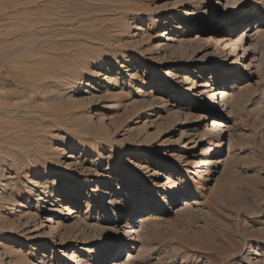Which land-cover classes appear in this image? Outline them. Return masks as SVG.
Here are the masks:
<instances>
[{"label": "rangeland", "instance_id": "rangeland-1", "mask_svg": "<svg viewBox=\"0 0 264 264\" xmlns=\"http://www.w3.org/2000/svg\"><path fill=\"white\" fill-rule=\"evenodd\" d=\"M231 2L0 0V264H109L130 254L135 264H264V36L256 34L264 11H236ZM237 21L250 36L234 52L222 35ZM192 48L197 59L179 69ZM226 76L228 102L220 95L218 104L213 93ZM195 82L208 85L196 91ZM56 95L64 107L84 102L78 109L115 141L83 150L81 136L48 115L42 99ZM23 136L48 173L12 162ZM168 158L171 178L161 179L169 184L153 190L151 174ZM139 166L150 172L120 205V188L89 196L121 172L137 177ZM8 187L21 205L2 201ZM162 202L168 211L158 224L142 226L140 208ZM115 240L125 246L118 257L100 260Z\"/></svg>", "mask_w": 264, "mask_h": 264}, {"label": "bare ground", "instance_id": "bare-ground-1", "mask_svg": "<svg viewBox=\"0 0 264 264\" xmlns=\"http://www.w3.org/2000/svg\"><path fill=\"white\" fill-rule=\"evenodd\" d=\"M256 1H258V0H256ZM142 10L143 9L140 6L139 8H136L135 9V12L136 13H140V12H143ZM252 11L254 13V11L257 12L259 10L252 9ZM149 19H154V20H156V22H160L161 21V18L160 17H149ZM239 22L240 21H237L235 23V27H233L232 29H230L227 32V34H223L222 35L223 40L227 43V45H229L231 47L232 50H234V52L238 49L239 44L242 45L244 43V41H248L249 36H250L249 35L250 34V31L246 29L248 27H246V28L244 27V28H242V30H240L239 32H237V30L239 29L238 27H240ZM135 26L138 27L139 24H137ZM248 26H250V24ZM263 27L264 26H262V25L259 24V26H257V28H256L257 29L256 34H258V36H260V37H263L264 36V29H263ZM175 28H179V27H174L173 33H176L178 31ZM253 29H254V27H253ZM170 34L171 33L169 32V35ZM167 39L170 40L172 38H168L167 37ZM173 39L175 41L174 47H177V45H176L177 38L176 37H173ZM252 45H255V47H256L257 46V43L255 41H253V44ZM197 50L198 49L192 48V49H189L188 51L185 52L187 54V57L185 59L180 60L179 69H182L183 68L182 65L187 64L188 61H190V63H193L197 59L196 56L194 55L197 52ZM74 62H77V61H74ZM83 63H84V61L82 62V64ZM85 64H87V63H85ZM103 64H104V62H101L98 65H99L100 68H103ZM179 69H177V70L175 69V70L176 71H179ZM200 71L201 72H204V68H202ZM228 77L229 76L221 77V83H222L223 86H222V88L218 89L217 91L215 90L216 92L213 93L214 95H217V100H218L217 103L218 104H219L220 95H222L221 97H222L223 101L225 102V104H227V102H228L227 101L228 100V93H229V91L227 89V85H228L227 84L228 83L227 79H228ZM84 78L85 77H82V76L80 77L79 76L75 80L78 81V82H80V83H84V81H83ZM109 79H111V78H109ZM154 79L156 81L158 79L157 76H154L153 77V80ZM183 81L186 82L187 80L184 79ZM108 82L110 83V80H108ZM206 85H208V83L207 84L206 83L205 84L202 83L201 85H199V83H196L195 82V84L193 85V90H196V91L197 90H200L201 87H206ZM38 90H40V89H38ZM191 95L192 96L189 97V100L191 99L192 101L193 100L195 101V97H194L195 96V93L194 94H191ZM178 99L180 100L178 102L179 105H183V104H187L188 105V103H189V101L185 102L186 99L188 100V98H185V97H180L179 98L178 97ZM42 100L46 103V108H49L50 109L52 107V110H49V112H48L49 114L48 115H57L58 116V119H59V120H57L58 121L57 123H58V125L60 127H64L68 131H75V132H77L81 136L80 143H81V146L83 147V150L88 149V151H90V149H91L93 151L94 149H96V148L93 147L94 145H96V147L102 148L103 147V145H101L102 143H104L106 141L107 142H113V141H115V138L112 136V133L107 129L106 126H102V127L97 126L92 121L91 116L88 113H86V111H84V110L82 111V110H79L78 109V107H82L85 104L84 102H82V101L81 102H71V101H68V102H66L67 103L66 104V107H64V104H63L64 102L62 101V99L58 95H56L54 97L44 98ZM194 101H193V103L190 104L191 107H192L193 104H195ZM212 103L211 104H208V105L211 106V107H213V108H216L218 106L216 102L214 104H212ZM153 107H154V105L153 104L152 105L150 104V108H153ZM90 108H91V106H90ZM237 109H238V106L234 104V105L231 106V111L230 112L236 113L237 112ZM191 110L192 111L198 110V105H196V108H191ZM30 113H32V115L33 114L38 115L41 118H44L45 117V115H42L40 112L39 113L30 112ZM178 113H175L174 114V117H178V115H179ZM211 113H213V111ZM216 113H217V116H216L215 119H213V122H214L213 125H215V130L217 129L218 125L221 122L219 120V116L221 115V113L218 112V109H217ZM63 114L64 115H67L68 116V120H72V122L70 123V122H67L65 120L63 121V118H62V115ZM205 117H208V115H205ZM50 120L52 121V119H50ZM33 121L38 122V120L35 119V118L33 119ZM165 127H166V129H169V127H170L169 126V123L166 124ZM210 128H212V127H210ZM25 129H23V130L25 131ZM90 136H92V137H90ZM22 139L23 140H21L20 142L18 141L19 139L18 140L17 139L15 140V144L14 145L18 149L17 150L16 149L11 150V154L13 156L14 155H17L18 158L15 161H12V162H15V165H17L19 168H24L26 166H32L35 169L34 170L35 173H40L43 169H44V171L46 173H48L49 172L48 169L50 168L49 164L48 163L47 164H44V165L37 164L35 161H39L40 162V161H42V159L41 158H37L34 155V153L31 151L30 146H29L28 143H26L24 146L21 145V143H23L24 141L27 140V137L26 138L24 137ZM35 151H37V150H35ZM133 153H135V155H137V152H133ZM45 154H43V153L40 152V155L42 156L43 161H50L51 159L49 157H47ZM24 157H29L31 160L29 162H25L23 160ZM51 162L55 165V168L57 170H61L62 169V167L58 164L59 163L58 157L56 159L51 160ZM167 167H171V170L168 169ZM173 168H174V164H173L171 158H168L167 159V162H164V163H162L161 160L159 161V163L157 164V166L154 169V173L151 174V177H155V179L152 180V184L155 185V187H154L153 190H156V188H158V187H164L166 184L167 185L169 184V182H167L166 184H163V181L164 180H162L161 177L164 175V178L170 179L171 178V174L170 175H167L168 174V171L167 170H170V173H171L172 170H173ZM142 169H145V168H142ZM142 169H141V166H139L140 173L137 174V177L134 176L131 179H128L126 177L125 172H121L119 174V176L117 178H115V179H114V177H110L109 179L105 180V182H104L105 187H106V190H103L102 187H99V188H97V190H96L95 193H91V194H89V196L92 197V195H95V196L99 197V194L98 193H103L104 192V193L108 194L109 193L108 190H115L116 188H120L122 190V194H121V196H117V199H116L117 205H120L121 204V200H123L126 197H129L131 195L132 188L134 187L135 184H137L136 188L139 189V187L142 185V183L139 182V181L142 180V179H144L146 177V175H145L146 173H149L150 172V171L143 172ZM141 174H143V175H141ZM86 179H87V182L88 183L92 182V178L91 177H87ZM158 179H161V180H158ZM132 180H134V183L131 185V188L128 189L127 188L128 187L127 184H128V182L131 183ZM177 185L178 184H175V186H170V192L175 193L177 191ZM7 189L8 190H5L6 193L3 195L2 201H8V200H10V202L15 201V202L18 203V205H21V202L18 201V200L16 201V198L14 197V189L13 188H10V187H8ZM49 196H51V195H49ZM61 197H66V192H62L61 193ZM74 199H75V201H78L79 202L78 204H80V201L81 200H80L79 197H75ZM192 201L193 200L186 199V201H185L186 202V205L189 206V205H192V203H195V202H192ZM135 206L137 207L139 205L135 204ZM135 206H133V207L130 206L132 216H134V214L136 213ZM66 208H68V207H66ZM140 209L142 211L143 210L147 211V213L143 214L142 217H141V225L142 226H144L147 223L148 224H158V221L160 219V216L163 215V214H165L168 211L167 206L164 205L163 202L161 204H159V205L154 206V207L148 206V205H144ZM149 211H151V212H149ZM121 215L122 214H119V215L113 217V219H115V221H118V220L121 219ZM145 217H147V218H145ZM130 222L131 221H129L128 223H130ZM135 223H136V219H135ZM8 227H10V226H8ZM117 235H118V237H121L122 236L121 234H119L118 231H117ZM64 241H65V239H63V242ZM124 247L125 246L122 247V242H118V240H115V242L113 244L108 245V247L106 248V251L104 250V252H102L101 255H99V259L100 260L102 259V260L105 261L106 259H109L111 257H118V253ZM134 262L135 261L131 258V254H130L129 259L127 261H123V259L118 258V259H114L109 264H111V263L112 264H135ZM84 264H93V263H91L90 261H87ZM97 264H103V263L98 262Z\"/></svg>", "mask_w": 264, "mask_h": 264}, {"label": "snow or ice", "instance_id": "snow-or-ice-1", "mask_svg": "<svg viewBox=\"0 0 264 264\" xmlns=\"http://www.w3.org/2000/svg\"><path fill=\"white\" fill-rule=\"evenodd\" d=\"M230 6L236 11H242L245 8L264 11V0H260L259 3H257L256 0H232Z\"/></svg>", "mask_w": 264, "mask_h": 264}]
</instances>
